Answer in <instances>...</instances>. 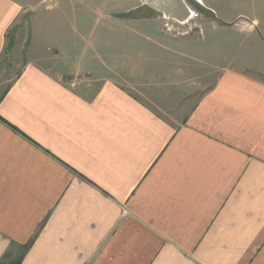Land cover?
Returning <instances> with one entry per match:
<instances>
[{
  "label": "crops",
  "instance_id": "obj_1",
  "mask_svg": "<svg viewBox=\"0 0 264 264\" xmlns=\"http://www.w3.org/2000/svg\"><path fill=\"white\" fill-rule=\"evenodd\" d=\"M34 13L0 0V264H264V65L135 93Z\"/></svg>",
  "mask_w": 264,
  "mask_h": 264
},
{
  "label": "rangeland",
  "instance_id": "obj_2",
  "mask_svg": "<svg viewBox=\"0 0 264 264\" xmlns=\"http://www.w3.org/2000/svg\"><path fill=\"white\" fill-rule=\"evenodd\" d=\"M29 1L50 67L107 68L100 80L115 75L135 93L137 83L178 81L181 102L203 93L218 66L264 65V0Z\"/></svg>",
  "mask_w": 264,
  "mask_h": 264
},
{
  "label": "trees",
  "instance_id": "obj_3",
  "mask_svg": "<svg viewBox=\"0 0 264 264\" xmlns=\"http://www.w3.org/2000/svg\"><path fill=\"white\" fill-rule=\"evenodd\" d=\"M1 120H3V118L0 117ZM4 121V120H3Z\"/></svg>",
  "mask_w": 264,
  "mask_h": 264
},
{
  "label": "water",
  "instance_id": "obj_4",
  "mask_svg": "<svg viewBox=\"0 0 264 264\" xmlns=\"http://www.w3.org/2000/svg\"><path fill=\"white\" fill-rule=\"evenodd\" d=\"M208 12H210V10H208Z\"/></svg>",
  "mask_w": 264,
  "mask_h": 264
},
{
  "label": "bare ground",
  "instance_id": "obj_5",
  "mask_svg": "<svg viewBox=\"0 0 264 264\" xmlns=\"http://www.w3.org/2000/svg\"><path fill=\"white\" fill-rule=\"evenodd\" d=\"M198 3V2H197Z\"/></svg>",
  "mask_w": 264,
  "mask_h": 264
}]
</instances>
